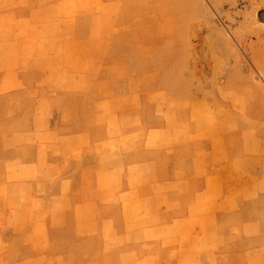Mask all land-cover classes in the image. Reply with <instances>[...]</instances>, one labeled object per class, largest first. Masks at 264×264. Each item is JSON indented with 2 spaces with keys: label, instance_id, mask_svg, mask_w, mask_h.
Wrapping results in <instances>:
<instances>
[{
  "label": "rangeland",
  "instance_id": "obj_1",
  "mask_svg": "<svg viewBox=\"0 0 264 264\" xmlns=\"http://www.w3.org/2000/svg\"><path fill=\"white\" fill-rule=\"evenodd\" d=\"M75 32L77 45L69 42ZM77 52L76 66L91 69L95 84L60 74L75 67ZM129 96L137 100L138 123L92 118L94 100ZM44 106L54 133H80L87 148L100 147L107 128L103 149L117 151L126 131L139 129L135 141H146L137 155L142 170L125 175L123 156L97 164L88 173L99 191L138 181L146 196L154 181L188 180L191 197L206 177H220L238 208L227 224L258 220L261 236L222 247L201 264H264V0H0V150L11 147L18 163L26 142L35 141L32 133L43 131ZM9 116L16 121L4 120ZM162 131L175 145L154 149ZM82 175L75 166L68 176ZM71 222L66 238L74 236ZM95 222L106 234V221ZM9 238L0 241L9 245ZM100 238L74 240L66 255L98 249ZM13 245L8 253L1 244V264L16 263L21 244ZM129 248L135 259L152 249ZM158 249L161 264L181 258L178 241Z\"/></svg>",
  "mask_w": 264,
  "mask_h": 264
},
{
  "label": "crops",
  "instance_id": "obj_2",
  "mask_svg": "<svg viewBox=\"0 0 264 264\" xmlns=\"http://www.w3.org/2000/svg\"><path fill=\"white\" fill-rule=\"evenodd\" d=\"M37 11L44 12V7ZM75 35L76 32L69 41L73 45L81 42ZM80 58V53H73L75 67L67 73L60 70V74L77 76L73 78L74 83L79 82L80 75L88 76L89 82L95 84V77L86 73L91 69L81 70L76 66ZM103 70L107 72L109 67L106 65ZM79 85H76L78 91ZM128 98L94 100L90 105L92 118H99L102 123L112 122L113 118L135 121L138 103L133 96ZM118 106L122 111L113 113ZM96 109H100L99 113ZM44 112L43 119L38 121L43 131L32 133L35 141L26 142L23 161L17 162V154L9 150L11 147L0 150V237L10 236L9 241H13L9 245L0 241V247L3 243L9 253L14 251L13 243L20 242L15 264H55L59 260L67 264H124L123 261L132 256L133 264H161L158 248L163 241L179 243L180 260L170 259L168 264H201L222 247L261 236L262 225L258 220L227 224L238 208L231 191L223 193L221 179L216 175L196 184L191 197L188 196V180L154 181L148 185L146 196H143V182L138 181H122L117 192L99 191L102 187L92 181L88 173L97 164L123 156L122 161L128 162L125 175L130 173L135 178L131 171L142 170L144 163L137 160V155L146 141H135L139 129L126 131L127 142L117 151L103 149L109 144L107 128L98 143L100 147L87 148L86 137L80 133L66 136L54 133L45 106ZM12 118L16 121L12 116L4 120ZM159 136L161 141L152 146L154 149L175 145L171 132L162 131ZM75 166L83 174L79 179L68 176ZM67 220L72 221V231L74 227L72 238H66ZM96 220L106 221V234L97 228ZM97 234L101 237L98 249L89 247L86 251L66 255L74 240L90 239ZM132 244L140 251L152 249L135 259L129 250Z\"/></svg>",
  "mask_w": 264,
  "mask_h": 264
}]
</instances>
